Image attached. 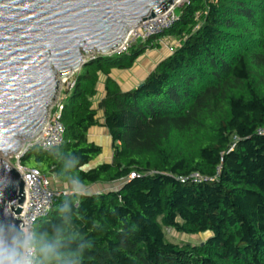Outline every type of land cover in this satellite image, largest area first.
Returning a JSON list of instances; mask_svg holds the SVG:
<instances>
[{
    "label": "trees",
    "instance_id": "16d2710c",
    "mask_svg": "<svg viewBox=\"0 0 264 264\" xmlns=\"http://www.w3.org/2000/svg\"><path fill=\"white\" fill-rule=\"evenodd\" d=\"M177 8L173 26L128 52L90 56L64 91V142L21 159L61 180V151L74 154L88 186L118 184L73 200L77 227L95 241L84 264H264V0ZM165 36L178 47L123 90L112 69L131 67ZM102 75L105 95L94 108ZM100 110L112 159L86 168L103 151L88 137ZM71 198L59 197L35 227L53 230L56 206ZM164 227L211 235L178 244Z\"/></svg>",
    "mask_w": 264,
    "mask_h": 264
},
{
    "label": "water",
    "instance_id": "95a60500",
    "mask_svg": "<svg viewBox=\"0 0 264 264\" xmlns=\"http://www.w3.org/2000/svg\"><path fill=\"white\" fill-rule=\"evenodd\" d=\"M178 1L0 0V134L7 142L0 171L7 167L15 182L0 206L22 212L25 180L6 157L40 134L63 80Z\"/></svg>",
    "mask_w": 264,
    "mask_h": 264
},
{
    "label": "clouds",
    "instance_id": "9594fccd",
    "mask_svg": "<svg viewBox=\"0 0 264 264\" xmlns=\"http://www.w3.org/2000/svg\"><path fill=\"white\" fill-rule=\"evenodd\" d=\"M0 151H7V142L0 134ZM58 151H61L58 149ZM60 179L62 186L71 193V199H63L57 206V220L53 230L35 227V223H17L6 206H0V264H84L85 255L94 247L95 241L77 227L74 219L73 200L94 195L84 183L77 169L79 158L61 151ZM15 182L10 170L0 171V198ZM63 213V215H59Z\"/></svg>",
    "mask_w": 264,
    "mask_h": 264
},
{
    "label": "built area",
    "instance_id": "2783aa9c",
    "mask_svg": "<svg viewBox=\"0 0 264 264\" xmlns=\"http://www.w3.org/2000/svg\"><path fill=\"white\" fill-rule=\"evenodd\" d=\"M185 1L179 0L174 7L165 13L143 21L129 33L118 48L108 54L126 53L138 41H145L173 26L178 18L176 8L181 6V3L183 4ZM169 39H171L170 36H165L158 41L159 43L163 41L168 42ZM178 45L173 42L169 46L170 52L172 53ZM63 83H66V90H71L75 85V78L69 76L63 80ZM64 98L65 94L59 92V95L51 106L48 120L40 134L32 139L26 140L27 143L25 144V141H23L19 151L6 157V160L22 173L25 180L26 198L22 206V212L17 217L26 224L36 223L39 218L48 214L59 197H69L72 194L68 189L54 188L48 175L42 173L37 168L24 166L21 162L24 154L31 148L38 147L44 151H49L64 142L66 128L61 120ZM134 175L133 173L132 176Z\"/></svg>",
    "mask_w": 264,
    "mask_h": 264
},
{
    "label": "crops",
    "instance_id": "0c3cea01",
    "mask_svg": "<svg viewBox=\"0 0 264 264\" xmlns=\"http://www.w3.org/2000/svg\"><path fill=\"white\" fill-rule=\"evenodd\" d=\"M160 40V39H159ZM159 42V41H158ZM170 55V52L161 44L158 43L157 46L150 48L146 50L142 55H140L133 65L129 68H113L111 71V76L117 80L119 85L123 90H130L135 88L136 86L140 85L142 82L145 81V79L148 77V75L155 69L157 64L168 57ZM106 79L105 75L101 76V82L98 86V95L95 97L93 103L94 108L98 107V103L105 95V88H104V81ZM98 117L100 119V125H96L90 128L89 132L92 133L91 135H88L90 137L89 139L96 144L102 146L103 151L105 150V146L100 143H107V149L106 154L110 155L112 159L113 149H112V139L110 136V133L104 125H102L104 119H103V111L100 110L98 112ZM102 141V142H101ZM101 153V155H102ZM101 155L94 161H92L90 164L86 166V168L95 167L98 164L103 163V159ZM111 161V160H109ZM107 161V162H109ZM52 185L54 188H61V189H67L66 187L62 186V181L59 180L55 175H52ZM102 183L94 184V185H100ZM103 185H109V184H103ZM90 187V186H89ZM95 191H102V190H95Z\"/></svg>",
    "mask_w": 264,
    "mask_h": 264
},
{
    "label": "rangeland",
    "instance_id": "374dc122",
    "mask_svg": "<svg viewBox=\"0 0 264 264\" xmlns=\"http://www.w3.org/2000/svg\"><path fill=\"white\" fill-rule=\"evenodd\" d=\"M182 5V3H181ZM177 12H179V9L177 8L176 9ZM171 39H169L168 42L166 41H163V42H160L169 52V46L173 44V42H175L176 44H180V39L179 38H176V37H170ZM160 41V40H159ZM162 41V40H161ZM148 50V49H147ZM171 53V52H170ZM95 53H93L92 55H94ZM77 71H75L74 73H72L70 76L74 77V74L76 73ZM66 83L62 84L61 87H60V91L59 92H63L66 90ZM59 95V93H58ZM88 135H91L92 136V133H88ZM90 138V137H89ZM102 142V141H101ZM27 143V141L24 142V144ZM102 145H104L105 147V150L104 152L102 153L101 157L103 159V162H107L109 160H111V157L110 155H107L106 154V149H107V143H100ZM109 147V146H108ZM50 180H51V184H52V177L50 176ZM53 186V185H52ZM114 186H118V184H114L113 186L111 185H103V184H100V185H91L89 187V190L90 191H95V190H108L110 188H114ZM164 232H165V236H166V239L171 241V242H174V243H178V244H192V245H200L202 243H204L208 238L209 236L211 235L210 232H202V233H198V234H185V233H180L178 232L177 230L173 229V228H168V227H164Z\"/></svg>",
    "mask_w": 264,
    "mask_h": 264
},
{
    "label": "bare ground",
    "instance_id": "6f19581e",
    "mask_svg": "<svg viewBox=\"0 0 264 264\" xmlns=\"http://www.w3.org/2000/svg\"><path fill=\"white\" fill-rule=\"evenodd\" d=\"M160 15H161V14H160ZM22 144H23V141H22ZM18 151H19V150H18ZM13 153H16V152H13ZM13 153H10V154H13ZM10 154H9V155H10Z\"/></svg>",
    "mask_w": 264,
    "mask_h": 264
}]
</instances>
